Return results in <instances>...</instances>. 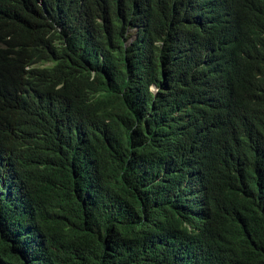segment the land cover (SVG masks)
<instances>
[{
  "label": "trees",
  "instance_id": "obj_1",
  "mask_svg": "<svg viewBox=\"0 0 264 264\" xmlns=\"http://www.w3.org/2000/svg\"><path fill=\"white\" fill-rule=\"evenodd\" d=\"M0 264H264V0H0Z\"/></svg>",
  "mask_w": 264,
  "mask_h": 264
},
{
  "label": "clouds",
  "instance_id": "obj_2",
  "mask_svg": "<svg viewBox=\"0 0 264 264\" xmlns=\"http://www.w3.org/2000/svg\"><path fill=\"white\" fill-rule=\"evenodd\" d=\"M150 90L152 91V93H155L156 89H155L154 85L150 86Z\"/></svg>",
  "mask_w": 264,
  "mask_h": 264
}]
</instances>
